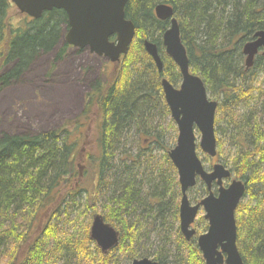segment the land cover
<instances>
[{"label": "trees", "instance_id": "1", "mask_svg": "<svg viewBox=\"0 0 264 264\" xmlns=\"http://www.w3.org/2000/svg\"><path fill=\"white\" fill-rule=\"evenodd\" d=\"M159 3L173 6L191 71L219 102L217 158L246 185L236 212L239 252L245 264H264V85L258 73L264 74V56L247 70L242 53L264 30V0H129L126 17L147 59L127 55L114 80L94 82L84 112L59 129L0 135V264H130L148 256L159 264H204L196 239L186 240L179 228L182 194L168 157L178 131L161 80L176 85L181 74L164 50L169 22L156 18ZM12 4L0 0V87L19 79L62 38V26L69 28L65 12L53 10L10 32ZM146 39L158 45L162 72L144 50ZM91 129L87 180L75 162ZM96 203L120 232L107 255L91 239L89 224L76 227L82 215L97 212ZM72 206L79 211L74 220Z\"/></svg>", "mask_w": 264, "mask_h": 264}, {"label": "water", "instance_id": "2", "mask_svg": "<svg viewBox=\"0 0 264 264\" xmlns=\"http://www.w3.org/2000/svg\"><path fill=\"white\" fill-rule=\"evenodd\" d=\"M18 10L34 19L54 9L63 10L67 15L69 30L66 41L76 48H88L91 53L104 56L112 62H119L128 54L136 37L134 22L126 17L129 0H11ZM160 21H168L169 27L163 34L166 54L179 68L182 82L175 87L169 80L161 81L166 103L178 127V138L169 157L177 169L182 197L179 207L180 230L190 241L197 233L192 225L201 209L209 227L198 236L197 243L205 264H245L237 246L238 229L236 211L245 196L246 185L242 180L233 179L227 186L231 172L223 164L217 163L212 170L205 169L197 153L195 129L201 133L199 146L211 158L217 156L215 117L218 102L211 100L203 80L191 73L189 57L181 38L180 25L173 6L166 3L154 8ZM115 36V41L110 38ZM144 49L151 56L159 72L164 64L158 45L144 41ZM262 50L264 55V30L254 33V39L243 46L246 66H253L255 57ZM197 179L202 180L209 191L200 202L193 205L188 192L195 187ZM218 192L212 191L213 183ZM90 237L102 253L107 255L120 243V233L104 217H93ZM132 264H159L150 258L134 259Z\"/></svg>", "mask_w": 264, "mask_h": 264}, {"label": "rangeland", "instance_id": "3", "mask_svg": "<svg viewBox=\"0 0 264 264\" xmlns=\"http://www.w3.org/2000/svg\"><path fill=\"white\" fill-rule=\"evenodd\" d=\"M29 21H31V18L22 14L18 8L12 4L8 16L10 32L11 28L15 29L21 27L24 25L23 23ZM67 34L68 28L66 25H63L62 38L58 41L57 45L47 52L38 55L25 69L19 79L14 80L5 87H0V106L4 105L3 107L5 108L0 109V135L5 133L39 134L49 130L59 129L68 121L78 118L84 112L88 94L91 92V87L94 82L99 80L110 82L117 76L123 63H112L104 56L92 54L87 48L79 49L70 46L69 48H66L65 52H62V49H64V42H67ZM138 44L135 40L126 60L147 59L146 56L140 53L141 50L138 47ZM0 50L3 51L5 48L0 47ZM171 69L172 68H170V70ZM2 71H5V69ZM258 73L259 81L264 85V74L261 72ZM178 85L179 84H176V86ZM20 89H23V93L16 94L11 92L19 91ZM60 89L63 91L71 89L72 91L73 100L66 109H60L62 106L57 105L55 97L52 96L53 90ZM51 90L52 92H50ZM32 107H38L41 111L33 112L31 110ZM171 133L172 132H169L170 138ZM87 136L86 144H83L80 147L75 166L79 172V177L88 180L90 178V169L84 158L85 154L92 150L95 143L92 129L88 132ZM196 136L197 141L199 142L201 139L200 132L197 131ZM176 139L177 137L174 140L175 143ZM197 151L206 168L211 170L212 165L216 163L217 160L211 159L204 154L199 147ZM227 154L226 149L224 157H226ZM227 157H229V155ZM219 161L222 162L221 159ZM226 183L228 184L229 181ZM199 186L200 185L196 186L194 190L189 193V198L192 204H196L205 196L204 193L201 194L198 190ZM101 206V203L96 205L97 214H102ZM76 210V206L70 209V211H73L71 214L73 220L78 216L79 211ZM91 211L92 210H89L90 213ZM90 213L82 215L83 217L76 222V227L89 224L90 230L94 214H96ZM195 228L197 229L198 235L205 233L208 230V222L204 219L203 210L199 212ZM156 240L157 239L152 235V240L150 241L151 248H149L151 251L155 250V247H153L152 244L156 245ZM148 257L153 258V256ZM119 264H127V261H123V263ZM130 264H132V261H130Z\"/></svg>", "mask_w": 264, "mask_h": 264}, {"label": "bare ground", "instance_id": "4", "mask_svg": "<svg viewBox=\"0 0 264 264\" xmlns=\"http://www.w3.org/2000/svg\"><path fill=\"white\" fill-rule=\"evenodd\" d=\"M60 41V40H59ZM58 43V42H57ZM57 43L55 44V45H57ZM54 45V46H55ZM67 45V47L66 48H69L71 45H69L67 42H64V45H63V47H65ZM53 46V47H54ZM66 48H65V50H66ZM74 89V88H73ZM22 90L23 89H20L19 91H11V92H14V93H16V94H20V93H23L22 92ZM50 92H52V90L50 91ZM24 93H26V92H24ZM53 95L52 96H54L55 97V101H56V104L57 105H60V106H62L60 109H66V108H68V106H69V104L72 102V91H71V89H69V90H67V91H63V90H53V93H52ZM25 95V94H24ZM4 106V105H3ZM3 106H0V109H5ZM33 108V107H32ZM31 108V110L33 111V112H35V111H41V109H39L38 107H34L33 109Z\"/></svg>", "mask_w": 264, "mask_h": 264}, {"label": "flooded vegetation", "instance_id": "5", "mask_svg": "<svg viewBox=\"0 0 264 264\" xmlns=\"http://www.w3.org/2000/svg\"><path fill=\"white\" fill-rule=\"evenodd\" d=\"M214 193H216V189H214Z\"/></svg>", "mask_w": 264, "mask_h": 264}]
</instances>
